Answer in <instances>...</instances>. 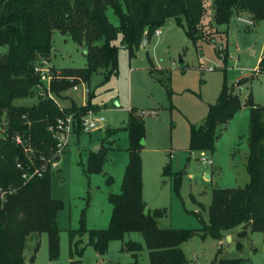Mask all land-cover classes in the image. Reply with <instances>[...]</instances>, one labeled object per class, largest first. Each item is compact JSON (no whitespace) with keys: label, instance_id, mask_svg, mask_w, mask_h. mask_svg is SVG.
Wrapping results in <instances>:
<instances>
[{"label":"rangeland","instance_id":"374dc122","mask_svg":"<svg viewBox=\"0 0 264 264\" xmlns=\"http://www.w3.org/2000/svg\"><path fill=\"white\" fill-rule=\"evenodd\" d=\"M107 14L118 25L111 7ZM209 19L212 17L207 16L206 23ZM186 29L185 23L179 25L175 19H169L161 27V33L152 36L147 48L137 49L133 57L119 34L114 41L120 48L118 74L106 79L107 71L99 70L90 81L77 84L78 90L72 87L57 96L61 105L87 104L90 98L96 109L91 111L105 120L101 128L90 133L73 132L53 168L52 195L63 202L57 214L60 253L53 264L131 261L121 241H112L108 252L100 256L88 244V234L77 233L72 240L70 234L71 230L81 227L82 218L88 229L109 227L113 212L109 197L122 192L130 157L126 127L131 111L141 116L145 124V143L141 148L144 201L152 211L166 212L159 218L161 227L196 231L182 244L190 263L212 264L218 256L240 258V264H264L262 232H249L240 237L242 226H237L217 238L207 229L213 190L244 187L250 181L247 156L251 109L247 100L251 95L254 105L264 106V72L258 71V59L264 50V20L254 21L253 25H247L236 15L228 25H217L212 20L210 25L202 27L196 41ZM7 49L8 46L0 45V54ZM85 51V46L69 34L54 31L51 60L60 70L85 67ZM243 77L249 81L241 89L235 86L243 107L221 126L215 151H205L210 164L203 160L201 151L190 149L192 126L206 121L225 80L232 84ZM36 101V97H27L17 99L16 103L32 105ZM97 147L99 152H105L104 168L100 173L90 174L87 172L90 154ZM169 164L171 173L166 174L164 168ZM179 172L182 178L176 192L175 176ZM126 239L144 243L139 232L128 234ZM239 241L243 248L238 247ZM82 247L85 251L81 257L78 249ZM24 259L25 264L50 262L47 233L28 237ZM140 260H149L148 250L141 252Z\"/></svg>","mask_w":264,"mask_h":264},{"label":"trees","instance_id":"16d2710c","mask_svg":"<svg viewBox=\"0 0 264 264\" xmlns=\"http://www.w3.org/2000/svg\"><path fill=\"white\" fill-rule=\"evenodd\" d=\"M114 10L118 25L111 22L107 11ZM247 15L255 22L264 20V0H0V45L8 46L0 54V116L9 121L5 137L0 136V264H25L24 251L28 237L47 233L49 259L53 264L60 253V227L57 214L62 200L52 195L53 167L26 181L25 170L40 167L42 158L55 159L57 139L50 127L57 119L74 113L77 119L76 133H83L82 116L96 110L89 101L86 105L73 102L63 108L52 99L37 95L40 75L36 64L40 59H51L53 33L62 31L80 45L85 46L86 66L61 68L62 78L53 81L52 90L61 96L77 84L91 79L93 73L105 69V78L119 72L120 48L114 43L122 35V44L130 56L141 48L146 29L148 43L156 30L175 19L187 26V34L196 41L204 25L212 20L217 25H228L233 16ZM211 16L212 20H208ZM60 69V68H58ZM264 72V55L258 64ZM249 81L239 78L229 84L225 80L218 101L211 105L206 121L192 126L191 150L214 152L221 134V126L227 124L243 107L238 87ZM37 97L32 105H20L17 99ZM249 151L247 170L250 181L244 187L215 188L209 212L208 231L221 238L225 230L242 226L240 237L249 232L264 234V106H256L249 95ZM109 128V127H108ZM129 133V162L122 183L121 193L110 194L113 212L108 228L88 229L84 218L81 227L71 230V240L77 233L88 234V244L100 255L108 252L112 241L122 242L129 252L127 264H191L182 244L196 233L194 230L161 227L159 218L166 212L151 210L143 198V165L141 148L145 140V124L133 111L126 127ZM20 134L29 140L34 155L26 153L14 136ZM29 154V155H28ZM32 158V160H31ZM87 172L100 173L106 160L105 152L92 151ZM32 161V162H31ZM23 167H19L18 163ZM47 162V161H46ZM165 173H171L170 164ZM182 174L176 173L175 191L178 192ZM112 180V177H110ZM132 232L142 234L144 243L126 236ZM39 244L35 247L37 251ZM243 248L242 241L238 243ZM148 250L149 260H140V254ZM85 247L79 248L82 257ZM35 260V254L31 258ZM52 262V263H51ZM240 258H215L212 264H240ZM74 264V262H72Z\"/></svg>","mask_w":264,"mask_h":264},{"label":"built area","instance_id":"2783aa9c","mask_svg":"<svg viewBox=\"0 0 264 264\" xmlns=\"http://www.w3.org/2000/svg\"><path fill=\"white\" fill-rule=\"evenodd\" d=\"M238 19L245 22L247 25L254 24V21L250 18L239 16ZM160 33H161V28L157 29L155 32L156 35H159ZM35 69L36 72L40 75V82L36 86L37 95L42 98H48L54 100L60 105L61 108L65 107L64 105H61L58 102L57 96L52 90L53 81L62 78L61 70L58 69L52 63L51 59H47V58L40 59L36 64ZM211 69L213 68L211 67ZM73 89L78 90V86L77 85L74 86ZM104 120H105L104 117H99L93 111H89L87 114L82 116V119L80 121V126L83 130V133L84 132L90 133L96 129L101 128L102 127L101 123H103ZM8 125H9V121L7 117L5 115L0 116L1 137L6 136ZM76 125H77V119L74 113H69L57 119L55 125L50 127V130L53 132L54 136L57 139V148L55 151L56 158L51 160L43 157L42 160L45 161L43 165H41L40 167L33 165V167L29 168L28 170H25L23 177L25 178L26 181L32 179L36 175L41 176L47 170L46 164L48 162H51L52 167L54 168V166L57 164L56 162L57 159L64 152L66 146L68 145L69 137L73 132H75ZM14 138L16 143L21 145L26 153H31L30 155L28 154L29 157L34 155L33 149L30 147L28 139H24L23 136H21L20 134L15 135ZM202 153L204 155L203 160H206L208 163L211 164L212 162L205 156V152ZM18 166L24 168L21 162L18 163ZM0 192L2 196H4L5 191H2L0 189Z\"/></svg>","mask_w":264,"mask_h":264},{"label":"water","instance_id":"95a60500","mask_svg":"<svg viewBox=\"0 0 264 264\" xmlns=\"http://www.w3.org/2000/svg\"><path fill=\"white\" fill-rule=\"evenodd\" d=\"M147 45H148V29H146L145 33H144V37H143V40H142V44H141V47L143 48H147ZM182 61V60H181ZM110 126V125H109ZM143 143H145V141L143 140ZM95 152L98 151V147L96 149H94ZM207 177H210L209 174H207ZM145 213L148 214L149 213V207H146L145 209ZM262 247L264 246V242L262 243L261 245Z\"/></svg>","mask_w":264,"mask_h":264},{"label":"crops","instance_id":"0c3cea01","mask_svg":"<svg viewBox=\"0 0 264 264\" xmlns=\"http://www.w3.org/2000/svg\"><path fill=\"white\" fill-rule=\"evenodd\" d=\"M243 15H241V17H242ZM239 17V16H238ZM264 55V50H263V53H261V55H260V57H259V59H258V61H260L261 60V58H262V56ZM52 61V60H51ZM53 63V62H52ZM54 64V63H53ZM58 68V67H57ZM76 95H77V93H76ZM82 105H85L86 103L85 102H83V103H81ZM71 105V104H70ZM64 106H69V104H66L65 103V105ZM149 209H150V207H149ZM126 254L128 255V256H130V254H129V252H126ZM128 262H130V261H127V263ZM126 263V264H127Z\"/></svg>","mask_w":264,"mask_h":264}]
</instances>
